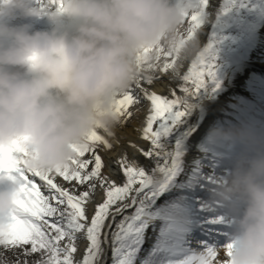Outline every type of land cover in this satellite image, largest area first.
Segmentation results:
<instances>
[{
  "label": "snow or ice",
  "instance_id": "snow-or-ice-1",
  "mask_svg": "<svg viewBox=\"0 0 264 264\" xmlns=\"http://www.w3.org/2000/svg\"><path fill=\"white\" fill-rule=\"evenodd\" d=\"M176 2L182 14L177 38L167 47L144 49L137 58L134 82L115 102V127L130 123L142 110L141 105H149L139 132L150 147L144 149L134 142L128 146L152 166L141 165L125 147L113 160L124 182L117 184L104 174L107 165L102 153L116 147L109 137L120 141L115 127L104 129V134L93 131L84 144L73 146L75 155L69 164L55 170L26 167L21 155L25 150L19 142L8 148L0 146V179L7 177L17 185L13 208L0 217L6 220V225L0 224V264H108V246L111 264H233L231 220L221 202L201 195L210 194L227 172L217 170L211 149L192 144L200 139L203 126L194 127L195 121L188 119L193 98L220 86L216 46L223 37L213 33L212 40L192 60L191 69L181 76L183 61L198 47L197 30L205 24L210 0ZM245 6L247 0H225L224 12ZM158 71L169 73V80L179 77L183 81L171 90V98L145 86L158 78ZM178 91L183 94L177 95ZM191 147L196 155L186 161ZM86 153L88 158H84ZM99 191L104 199L95 203ZM166 194L169 198L157 204ZM128 208L134 212L123 215L117 223L116 217ZM149 229L154 238L148 235ZM79 239L88 243L85 254L77 260ZM149 239L153 243L141 257ZM221 249L226 255L220 256ZM9 253L15 259L9 258Z\"/></svg>",
  "mask_w": 264,
  "mask_h": 264
},
{
  "label": "clouds",
  "instance_id": "clouds-1",
  "mask_svg": "<svg viewBox=\"0 0 264 264\" xmlns=\"http://www.w3.org/2000/svg\"><path fill=\"white\" fill-rule=\"evenodd\" d=\"M0 146L19 142L26 167L67 166L95 130L114 128L115 102L138 72L145 48L171 45L182 20L176 0H0ZM238 145L210 197L231 220L233 264H264V133L249 126L210 130ZM0 217L14 206L16 183L0 179ZM6 225V220H0Z\"/></svg>",
  "mask_w": 264,
  "mask_h": 264
},
{
  "label": "bare ground",
  "instance_id": "bare-ground-1",
  "mask_svg": "<svg viewBox=\"0 0 264 264\" xmlns=\"http://www.w3.org/2000/svg\"><path fill=\"white\" fill-rule=\"evenodd\" d=\"M209 5V15L206 17L204 26L197 30V38L199 40L198 47L193 50L189 57L183 61V66L180 69L181 76L187 74L191 69V62L196 58L199 51L212 40L213 33L223 37L220 43L217 44L216 55V79L220 86L215 90L206 89L197 98H193L194 108L191 111L189 120L195 121L194 127L199 128L203 126V132L209 128L212 122L219 120L226 112H235V106L239 102V98L244 93L247 85V76L251 69H257L264 74V0H247V6L235 7L230 12H224L225 0H211ZM0 20H8L11 23H25L30 22L35 27L45 29L50 25L46 19L41 20H27L23 17H0ZM164 58H161L163 62ZM171 71V70H170ZM157 79H154L152 84H145L150 91H155L158 94L166 95L171 98V90L178 88L183 84L181 78L169 80V73L157 72ZM182 92H177V95H182ZM149 105H141V111L130 123L124 126L114 128L116 135L120 138L118 142L116 137H109L116 147L111 151H104L102 155L106 161V168L103 169L105 175L109 176L117 184H122L125 177L123 176L120 168L113 163V160L118 158L121 151L127 147L130 157H135L139 160L141 165L148 168L152 166V162L146 159L143 155L135 149L129 147L130 143H136L138 146L148 149L149 142L140 139L139 129L143 125L145 116L147 115ZM196 119V120H195ZM100 134H104L103 130H98ZM258 131L262 132L263 128ZM201 135V136H202ZM191 139V138H190ZM199 138L192 140V144L199 145ZM238 148V145H235ZM196 155L195 148L191 147L189 155L186 156V161H191L193 156ZM219 160L228 164L231 159L220 157ZM207 169V168H205ZM209 170V169H208ZM210 171V170H209ZM183 178V177H181ZM63 183V181L61 180ZM67 187V184H65ZM202 197L205 199L210 198L209 193L202 192ZM168 195L162 196L157 204L162 203L168 199ZM104 199L102 191H99L94 196L95 203H100ZM94 212V205L88 209V215L91 216ZM134 212V208H128L120 216L116 217L118 223L123 215H130ZM111 219V218H110ZM115 230V225H113ZM148 235L154 238L151 229ZM78 251L75 254L77 260L81 259L85 254L87 240L79 239L77 242ZM153 243L152 239L146 241L140 256L146 255L147 250ZM196 247V245H193ZM199 250V249H198ZM111 247H107L106 259L108 264H111ZM226 255L221 249L220 256Z\"/></svg>",
  "mask_w": 264,
  "mask_h": 264
},
{
  "label": "rangeland",
  "instance_id": "rangeland-1",
  "mask_svg": "<svg viewBox=\"0 0 264 264\" xmlns=\"http://www.w3.org/2000/svg\"><path fill=\"white\" fill-rule=\"evenodd\" d=\"M210 3H212L211 0ZM209 13L210 12H208V15ZM188 24H189V20L186 19L185 27H187ZM235 109H236L235 112L232 111L226 112L225 115L219 118V120L212 122L209 128L204 132V134L199 139V145L202 148H208L213 151L215 156V162L217 165V170L221 173L229 171L231 167L233 155L238 150V148H236V146L231 143L215 142L209 130L214 126L215 127H219L221 125L229 126L228 118L232 116L238 121L237 122L238 124L232 123V126H249L256 129L257 131L259 128H263V131L261 133H264V74L261 71L257 69L250 70L247 76L246 88L244 90V93L239 98V102H237ZM247 114H249V116L251 115L250 117L251 121L245 117V115ZM220 151L222 153H219ZM88 156L89 154L86 153L84 158H88ZM219 156L226 157L231 160L228 164H225L223 161L219 160ZM205 171L207 172L209 170L205 169ZM5 186L6 185H0V187H5ZM9 258L15 259V257H13L11 253H9ZM29 259H36V257H30Z\"/></svg>",
  "mask_w": 264,
  "mask_h": 264
},
{
  "label": "trees",
  "instance_id": "trees-1",
  "mask_svg": "<svg viewBox=\"0 0 264 264\" xmlns=\"http://www.w3.org/2000/svg\"><path fill=\"white\" fill-rule=\"evenodd\" d=\"M247 118H249V116H246Z\"/></svg>",
  "mask_w": 264,
  "mask_h": 264
}]
</instances>
